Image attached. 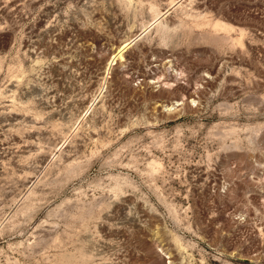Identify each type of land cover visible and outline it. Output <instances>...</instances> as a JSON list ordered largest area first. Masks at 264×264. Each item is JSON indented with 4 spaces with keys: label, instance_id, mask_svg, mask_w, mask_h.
Returning a JSON list of instances; mask_svg holds the SVG:
<instances>
[{
    "label": "rangeland",
    "instance_id": "374dc122",
    "mask_svg": "<svg viewBox=\"0 0 264 264\" xmlns=\"http://www.w3.org/2000/svg\"><path fill=\"white\" fill-rule=\"evenodd\" d=\"M0 264H264V0H0Z\"/></svg>",
    "mask_w": 264,
    "mask_h": 264
},
{
    "label": "bare ground",
    "instance_id": "6f19581e",
    "mask_svg": "<svg viewBox=\"0 0 264 264\" xmlns=\"http://www.w3.org/2000/svg\"><path fill=\"white\" fill-rule=\"evenodd\" d=\"M160 20H161V17H160V18H157L156 23L159 22ZM154 22H155V21H154ZM154 22H153V23H154ZM153 23H152V25H153ZM137 37H138V36H136L134 39H138ZM132 41H133V40H132ZM132 41H131V42H132ZM129 45H130V43H127V44H125V45L122 46V48L120 49V55H121V52H122L126 47H128ZM114 59H115V58H114ZM113 62H114V60H113Z\"/></svg>",
    "mask_w": 264,
    "mask_h": 264
}]
</instances>
